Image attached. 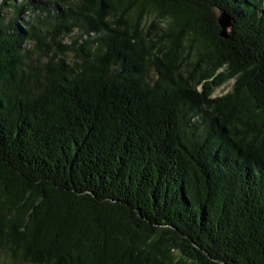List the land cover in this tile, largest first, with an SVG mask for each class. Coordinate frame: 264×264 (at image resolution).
I'll return each instance as SVG.
<instances>
[{
	"label": "trees",
	"instance_id": "1",
	"mask_svg": "<svg viewBox=\"0 0 264 264\" xmlns=\"http://www.w3.org/2000/svg\"><path fill=\"white\" fill-rule=\"evenodd\" d=\"M0 264H264V0H0Z\"/></svg>",
	"mask_w": 264,
	"mask_h": 264
},
{
	"label": "water",
	"instance_id": "2",
	"mask_svg": "<svg viewBox=\"0 0 264 264\" xmlns=\"http://www.w3.org/2000/svg\"><path fill=\"white\" fill-rule=\"evenodd\" d=\"M216 18V23L221 29L220 36L227 40L232 36V29L234 25V18L224 10L215 8L212 10Z\"/></svg>",
	"mask_w": 264,
	"mask_h": 264
},
{
	"label": "rangeland",
	"instance_id": "3",
	"mask_svg": "<svg viewBox=\"0 0 264 264\" xmlns=\"http://www.w3.org/2000/svg\"><path fill=\"white\" fill-rule=\"evenodd\" d=\"M231 86H232V83L218 89L216 92H215V96H222V95H225L226 93L229 92V90L231 89Z\"/></svg>",
	"mask_w": 264,
	"mask_h": 264
}]
</instances>
